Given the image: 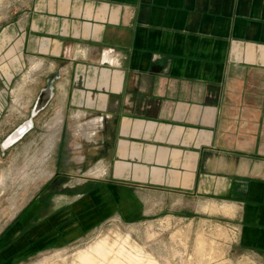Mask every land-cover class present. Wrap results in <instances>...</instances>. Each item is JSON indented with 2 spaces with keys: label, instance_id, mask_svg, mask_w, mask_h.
I'll return each mask as SVG.
<instances>
[{
  "label": "crops",
  "instance_id": "1",
  "mask_svg": "<svg viewBox=\"0 0 264 264\" xmlns=\"http://www.w3.org/2000/svg\"><path fill=\"white\" fill-rule=\"evenodd\" d=\"M16 36L77 186L35 201L46 239L194 203L264 251V0H31Z\"/></svg>",
  "mask_w": 264,
  "mask_h": 264
},
{
  "label": "rangeland",
  "instance_id": "2",
  "mask_svg": "<svg viewBox=\"0 0 264 264\" xmlns=\"http://www.w3.org/2000/svg\"><path fill=\"white\" fill-rule=\"evenodd\" d=\"M30 5L31 0H0V38L8 34L0 41V264H264V251L239 244L227 206L207 210L192 203L186 211L129 220L114 215L81 235L56 241L44 236L41 216L27 219L47 185L56 191L76 186L63 178L71 161L54 168L61 127L57 110L44 108L32 116L43 82L27 71L16 36V23ZM29 120L30 130L6 144ZM58 171L62 175L54 180ZM102 174L103 169L97 177Z\"/></svg>",
  "mask_w": 264,
  "mask_h": 264
},
{
  "label": "water",
  "instance_id": "3",
  "mask_svg": "<svg viewBox=\"0 0 264 264\" xmlns=\"http://www.w3.org/2000/svg\"><path fill=\"white\" fill-rule=\"evenodd\" d=\"M51 96H52V90L50 87H47V88L41 90V92L39 93V95L36 99L35 107H34L32 116H35L38 113V111L44 109L47 106ZM31 127H32V121L31 120L20 125L8 137L6 144H12V143L16 142L17 140L21 139L30 130Z\"/></svg>",
  "mask_w": 264,
  "mask_h": 264
},
{
  "label": "bare ground",
  "instance_id": "4",
  "mask_svg": "<svg viewBox=\"0 0 264 264\" xmlns=\"http://www.w3.org/2000/svg\"><path fill=\"white\" fill-rule=\"evenodd\" d=\"M100 173H102V169H100V168H94V169H92V170H90L89 171V173L87 174L88 176H91V177H97V176H99L100 175ZM211 206V207H210ZM216 207H218V206H214V205H206L204 208L205 209H211V210H213V209H215ZM224 208H226L225 206H224ZM223 209V208H222ZM219 210V209H218ZM221 210V209H220ZM231 210V209H230ZM224 213H225V211H224ZM228 213V212H227Z\"/></svg>",
  "mask_w": 264,
  "mask_h": 264
},
{
  "label": "built area",
  "instance_id": "5",
  "mask_svg": "<svg viewBox=\"0 0 264 264\" xmlns=\"http://www.w3.org/2000/svg\"><path fill=\"white\" fill-rule=\"evenodd\" d=\"M99 122V123H101L102 122V118H98V119H95V121L94 122Z\"/></svg>",
  "mask_w": 264,
  "mask_h": 264
},
{
  "label": "flooded vegetation",
  "instance_id": "6",
  "mask_svg": "<svg viewBox=\"0 0 264 264\" xmlns=\"http://www.w3.org/2000/svg\"><path fill=\"white\" fill-rule=\"evenodd\" d=\"M12 55H13V54H12ZM12 55H11V56H12ZM15 59H16V58H15Z\"/></svg>",
  "mask_w": 264,
  "mask_h": 264
}]
</instances>
